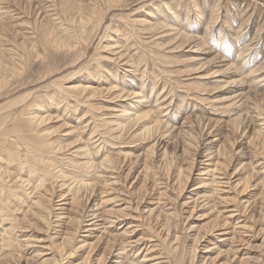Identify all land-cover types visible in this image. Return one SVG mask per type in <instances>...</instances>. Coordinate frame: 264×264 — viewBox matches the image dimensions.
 Returning <instances> with one entry per match:
<instances>
[{
    "label": "bare ground",
    "instance_id": "bare-ground-1",
    "mask_svg": "<svg viewBox=\"0 0 264 264\" xmlns=\"http://www.w3.org/2000/svg\"><path fill=\"white\" fill-rule=\"evenodd\" d=\"M147 1H149V0H140L139 1L140 4L138 6H136V8H134L135 10L137 9L135 14H139L142 12V10L145 6V3H149ZM104 3L105 4L101 7L94 6V7L84 8L82 6H79L78 9L73 8V9H75V11L77 10V16H75V20H76L75 25L78 24L79 27L78 26L77 27L81 31L79 32L77 30V32H73L71 34L67 33V35H65L66 37H69V39L67 41L65 40L63 42L58 36H57V38L55 37V39H52V37L55 36V35H53L55 29L54 30L51 29V31H50V27L48 28V35L46 37L44 36V41H45L44 45L48 46L54 50L60 51L61 50L60 45L67 42L66 44L69 43L68 44L69 46L67 47V51L69 52V55L70 56H76L74 61H73L74 62L72 65L73 67L72 68L69 67L70 68L69 71L65 75L62 74L63 75L62 78L65 79V77H66V78H68L67 79L68 81H72L76 77H79V74L82 75L81 72L84 70L83 69L84 67L82 69H78V65H80L82 63V61L85 60V58L87 56L86 53L90 52V46L94 42L95 36L96 37L98 36V32L101 31V29L103 27H105L104 28V34H101L103 36L100 35L101 36L100 40H102L104 37L110 38L111 35H113L112 34L113 31H114V34H117V35L119 34V28H118L119 26L117 24V21L123 20V17H122V14H115L117 11H114V9L123 6L124 2H123V0H107V1L105 0ZM156 3H159V2L157 1ZM76 4H78V2ZM71 6H73V5H71ZM165 6H166V4H165ZM149 8H150V6H149ZM167 8H171V7L167 6ZM167 11H169V10H167ZM217 11H218V9H216L215 13ZM4 12L7 13V11H4L3 7L0 5V16ZM148 12H149L150 17H155L156 19H154V20L151 19L149 21L147 19H139V17L138 18L136 17V19L134 18L136 25L132 26V28L129 27L132 30V35L134 36V39L132 41L135 45L141 44L143 42V40H146L144 42L145 44H146V42L149 43V46L145 47V50L142 48L144 50L143 54H145L144 60H149L150 59L149 55L151 53V54H153L151 56V59H152V57L155 58V60L158 59L157 61L160 62V64H162L163 62H161V60L163 61V59L165 57H167V58H169L170 63H176V64H174V66H170L171 67L170 69L169 68H167V69H169V72L171 70L172 74L176 73L179 76V73H185L186 70L183 69L182 63L180 62L181 55H178V54L182 53V55H188V53H184L185 52L184 50L183 51H177V50L181 47H184V46L190 47V49L186 51V52H189V54H190L189 58L192 60V62L198 60L196 63L193 64V66L191 65L190 67L194 68L195 70H200V72H199V75L195 78V80H193V79L188 80L192 83L191 84L189 82V84H191V85H189L191 87V89H189V87H188V89L191 92H192V90H194V92L197 93V95H198L195 98L200 99L202 103H205V101H207V104H209L211 106V107H209V105L205 104L207 109H209L207 111H210V109H211L214 112V114H219V115L217 117L206 116V115H202L201 111H200L201 112L200 115H202V116L196 115L195 113H194L195 115H192L189 113V115L187 114V116L185 115L186 116L185 118L181 119L180 125L176 126V124H178V123H176L175 121H177L176 119H179V117H176V119H174V122L172 120V123H171V120L167 119L168 116H160V113L163 110V108L160 105H158L159 109L157 110L156 105H155V107H153L149 103L150 101L148 99H146V98H148L147 91L144 89L146 82H143L142 85H139V86H141L142 91L141 90L138 91L139 89L137 87H136L137 89H135L134 91H131V90L130 91L129 90L123 91L126 88V85H125L126 83H123L125 85V88L123 87V89H122L123 85H121L120 90H119V88H117V89L115 88V86H117L118 84L115 86L108 85L106 87H103L101 93H97L94 88L90 89L89 86L80 85V84L75 85V87H72L71 89H69L70 91L68 90V92L74 93V95H72V96L74 97L75 102H79L80 105H81V103H83V104L86 103L84 101V99L87 100L88 97L89 98H91V97L95 98V100H100V101H97V103L102 102L103 99H104V101H105V99H107L106 100L107 102L108 101L110 102V100H114L112 102H115V104H116L115 106L114 105L112 106L114 108H111V110H109L112 114L111 115L112 117L110 116V114L108 115V117L110 116L111 119H108L105 117L107 120H102V121H105L104 122L105 124H107V122H111L112 126H110V125H109L110 127L106 126L105 128H107V129L105 131H101L97 128L99 131H101L98 133V135H99L98 138H99V140L102 139L100 147L101 148L104 147V150L101 152V148H98L99 151L97 152V156L95 158L94 157L92 158V156H91L92 152H90L89 149H87L89 147L85 148V143H87V141H84L85 139L82 140V138L81 139L79 138V136H81L80 133H78L79 135L77 136V134L75 133V128H73V126L71 127V126L62 124L63 126L60 125L59 127H56V129H52V131L48 130V129H51V127L53 126V125L48 126V125H50L49 123L54 121L55 118L57 119V117L52 118L51 116L48 115V113L45 114V112L43 111V107L46 106V104H45L46 100H45V102L41 101V103L38 104L36 107H35V105H33L34 107H32V109H31V100L29 97L31 94L30 93L31 91H29V93H26L24 95V97L20 96L21 97V98L19 97L20 99L18 98V99L9 100L5 104L0 105V227L3 226L2 229L0 228V230H1L0 231V264H105L107 258H105L104 255L98 257L96 262H93L90 252L88 253V255L85 258L83 257L84 260L82 262L77 263L75 261L77 259V256H78V252H79L78 249L84 247V244H83L84 240H82L83 242L80 244L81 245L80 247H78V245L76 246V243H75V242H77L76 240L78 239V236H79L77 234L80 232V229L83 228L81 224L84 221H88V222H91L90 223L91 226L96 227L97 225H99V224H97V222L101 221L99 219L104 218V217H106V222H102V223L103 224L106 223V226H105V224L104 225L102 224L103 227H101L100 230L103 228V231H101V233L99 235H96L97 241L95 243V246H97L99 243L107 244L106 249H108L110 251L109 254H113L115 256L114 258L121 259V263H118V264H140L136 260H134V259L131 260L128 257V253H130L131 251L133 252L135 249L137 250V245H134L135 243H133L132 240H130V238H129L130 241H127L126 243L118 244L119 242H116V237H115V236L118 237V235L111 233L109 226L110 225L112 226L115 224H120V223L124 222L125 220L127 221V219H129V216L133 215L132 213L137 212L139 210V206H141V205H145V207H148L149 205H146L145 203H146V201L149 200V196L152 197L151 194H154V193H152V191H154L156 193L157 190L159 189L158 190V192L160 191L159 194L161 196L165 195L164 193H167L168 190H164V189L161 190V189L165 188L162 186H164L163 185L164 182L168 183V181L170 180V177H173L172 179H174L172 182L173 183L172 185L173 186L176 185L175 187H172V188H174V190L177 191V193H178L177 196L180 197L186 189L187 179H188V177H190V175L193 171V168L195 166V161H196L195 158H196L197 150L199 149L202 137H204V141H206V140H209V137L211 136L213 130H215L214 131L215 137L218 136L221 132L227 131L228 132L227 133L228 139L232 138V142H230L232 144L229 143L230 145H233V143L235 141L238 142L239 138H241V139L245 138V139H247L246 143H240L241 147L243 145H245L246 148L249 147L250 149H252V147L254 148L255 146H262L263 150H264V139H261V137L264 138V108L263 109L261 108V107H263L262 103L264 101V93H262V92L259 93V92L255 91V92H257L255 97H251L250 92H249L250 89L249 88L247 89L249 84L251 86H252V84H254L256 78L250 79L253 77L249 78L248 76L246 77L245 75H242L244 72L243 71L244 68H242L243 64L241 62H236L231 57L227 58V54L225 55L223 53L224 54L223 55L220 52H215L216 51L215 48L207 45L205 42L206 40H203L201 36H197L196 32H194V31L191 32V30L184 31L185 29L188 28V26H190L189 25L190 21L187 20L185 22L186 24H185L184 28H180V27L178 28V27H176L175 23L171 24V23H169V21H166L165 17H163V15L162 16L158 15L160 12L164 13L165 10H160V8L157 5L154 6V10L152 8V9H149ZM171 13L174 15V17H177V14H175L174 11H171ZM107 17L110 18L109 24H106L107 23ZM147 17L149 18V16H147ZM127 19H129V18H127ZM111 21L113 22V25H111V23H110ZM123 22H128V20H124ZM67 23H69V21ZM138 23L140 24L139 26L137 25ZM54 24L58 25V23H56V22H54ZM54 24H53V26H54ZM71 24L69 23V25H71ZM61 25L63 26L62 23H61ZM186 25H187V27H186ZM190 27H192V26H190ZM74 29H76V28H74ZM120 32H121V30H120ZM129 34H130L129 32H128V34H122V36H124L123 39L125 42H127L129 40ZM163 34L169 35L170 38L168 41L157 39V37H162L161 35H163ZM113 38H114V36H113ZM50 39H52V40H50ZM119 40H121V39H119ZM121 41H123V40H121ZM170 41H173L174 43L170 44L169 43ZM66 44H65V46H66ZM120 44H121V42H120ZM209 44H211V43H209ZM31 45H32L31 46L32 47L31 51H32L33 47L36 46V41H32ZM93 45H94V43H93ZM95 46H97V43H95ZM103 47L104 46H102V48ZM50 48H49V50H50ZM105 48H106V45H105ZM139 48H141V47H139ZM62 49H65V48H62ZM192 49H194V50H192ZM46 50H45V52H46ZM111 50H112V48H111ZM100 51L102 52L101 49H100ZM224 52L227 53L226 51H224ZM3 53L4 52H2L1 54L3 55ZM111 53L113 54L114 51ZM113 55H112V58H114ZM124 55L127 57L129 56V58H127V57L125 58ZM130 55L131 54H129V55L125 54V52H120V57H122V58H118V59H120L119 61H122V62L125 61V63L131 62V61H133V59H136L135 55H132V56H130ZM201 56H203V57L201 58ZM88 58H89V56H88ZM96 58H98V57H96ZM99 58H101V57H99ZM165 61L166 60L164 59V62ZM94 62L91 64L92 66H93V64H95ZM155 62H153V63H155ZM118 63H120V62H118ZM165 63H167V61ZM101 64H102V62H101ZM98 65H100V64L98 63ZM165 65H164V71L166 72L168 70L165 69V67H166ZM138 66H139V64H138ZM118 67H121V66L118 65ZM145 67L148 68V63H147V65H145ZM156 67H158V66H156ZM104 68H106V67H104ZM158 68H157V71H158ZM91 69L89 68L88 70H90V72H91L92 71ZM99 69H102V67ZM106 69H105V71L108 70V69L107 70ZM202 69L204 70V72L201 71ZM247 69H249V68H247ZM132 70H133V68H132ZM206 70H208V71H206ZM256 70L257 69H255V70L253 69V72H255ZM115 71L116 70H111L108 73L100 72L101 73L100 76L102 79H104L103 77H108L105 80H110V79L114 78V76H111V77H109V76L114 74ZM137 71H138V69H137ZM162 71L160 70L159 73H162ZM164 71H163V75L166 74V73L164 74ZM51 72H53V71H51ZM127 72H129V71H127ZM21 73H22V68H19L16 65L7 67V65H5L3 63L2 58L0 57V96L3 94L8 95V94L16 91L17 87H12V86L16 82L15 79H17L18 76L19 77L21 76ZM135 73H137V72H135ZM171 73H169V74H171ZM127 74H126V76H129ZM137 74H139V73H137ZM145 74H146V69L139 76L143 79ZM251 74L252 73H250L249 75H251ZM39 75H41V74H39ZM45 75H43V76H45ZM167 75H168V73H167ZM186 75H190V74H186ZM46 76H50V75H46ZM254 76H256V75H254ZM261 77L262 76L260 75V78ZM22 78H20V80ZM125 78H127V77H125ZM260 78H258V79L262 80ZM262 78H264V76ZM54 79H56V77H54ZM248 79H250V82ZM258 79H257V81H258ZM113 80H115V79H113ZM126 80H128V78ZM201 80H206V81L202 82ZM74 81H76V80H74ZM74 81H72V82H74ZM23 83H24V81H23ZM59 83H61V81ZM246 83L248 85L245 87ZM110 84H112V83H110ZM128 84H129V82H128ZM258 84H257V86H258ZM259 85H262V83ZM69 87H70V84H69ZM4 89H5V91L3 92ZM37 89H40V88H37ZM66 89H67V87H66ZM156 90H158V89L156 88ZM215 90H225V92H227L229 94V96L223 97L224 93L221 96L220 95L219 96L213 95V94H215V92L214 93H212V92ZM49 91H51V90L49 89ZM49 91L47 90V92H49ZM80 91L83 94L86 92L85 93L86 95H82V93ZM184 91L186 92V89H184ZM190 91H188V92H190ZM150 93H152V92H150ZM33 94L35 95V93H33ZM87 94H88V96H87ZM38 96H40V95H38ZM50 96H47V97H50ZM61 96H62V94H61ZM69 96L67 95V97H69ZM38 98L36 97L35 100H32V104H34L33 101L35 103H38V100H40V98L39 99ZM43 98H44V96H43ZM59 98H61V97H59ZM50 99L56 100V99H53V96L50 97ZM179 99H180V97H179ZM80 100H83V101H80ZM94 101L90 100L91 103ZM157 101H159V100H156L155 102H157ZM198 101L196 100L197 103H198ZM252 102L255 106H257L256 108L252 107V104H251ZM104 103H106V102H104ZM184 103H185V101H184ZM202 103H200V104H202ZM111 104H114V103H110V106H111ZM172 104H174V103H172ZM102 105H104V104H102ZM52 106L54 107V104ZM198 106H200V105H198ZM81 107H82V105H81ZM90 107H92V106H90ZM94 107H96V105H94ZM94 107H92V108H94ZM161 108H162V110H161ZM170 108H171V105H169V107H167V109H165L166 115H168L170 112H172L170 110ZM215 108H217L218 110H214ZM71 109H73V108H71ZM200 109H201V107H200ZM49 110H46V111L48 112ZM197 110H198V108H197ZM109 111L108 112L106 111V113H110ZM192 111H193V109H192ZM212 111H211V113H213ZM208 113H207V115H208ZM226 113H229V114L231 113V115H229L231 117L228 120H225L222 118V116H223L222 114H226ZM95 114L96 113L94 112V115ZM74 115H75V113L73 114V116ZM90 115H91V113H90ZM92 115H93V113H92ZM92 115H91V117H93ZM101 115H102V113H101ZM88 116H87V118H88ZM63 117H64V115H63ZM102 117H103V115H102ZM62 121H64V120H62ZM64 122H66V121H64ZM88 122L91 123L90 121H88ZM80 123H82V122H80ZM77 124H79V123H77ZM94 124H96L95 120H94ZM95 126H97V125H94V128H95ZM53 127H55V126H53ZM220 129L222 131H220V133H216V130H220ZM131 130H132V132H130ZM195 130H196V132H195ZM247 130H248V133L245 134ZM159 131H160L159 139H161V141L160 140L157 141V139H158L157 136L154 137V134L158 133ZM197 131H199V132L197 133ZM76 132H78V131H76ZM87 132L89 133V131H87ZM126 132H128V133H126ZM95 133L97 134V132H95ZM200 133H201V135H200ZM229 133L231 135H228ZM72 136H76V137H72ZM130 136H131V139H129V140L138 139V140H141V142H143L144 144H145V142L146 143L151 142L150 139L152 137H154L153 138L154 143L152 145L148 146V148L150 147V149L147 150V152L144 155V156H146V158L142 159L144 161V163H142L144 165V168H143V176H142L143 179L141 177L142 180L140 179L141 183L139 182L140 186L137 189L139 197H135L136 192L134 190H132L134 185H131V184L128 185V181L130 179L128 180L127 177H128L129 173H127V174L125 173L124 177H121V173H120V170L123 167H125L127 165L129 167L132 164L131 155L133 154V152L128 153V152L124 151L125 149L123 150V148H124L123 145L124 144L127 145V143L130 142L129 140L126 139V137L130 138ZM205 137H207V138H205ZM125 140H127V141H125ZM170 141H172V142H170ZM138 143L139 142H137V144ZM171 143H174V145L171 146ZM119 144H122V146H120L118 149ZM156 144L163 146L162 147L163 152L160 155V159L163 161L161 163V167L159 166V168L156 167V165L152 164V160L150 162V159L154 155V146ZM208 144H210V145L207 146L206 150L209 152V154L205 155L204 158H206L207 156L211 157V155L214 156V158H217V157L221 158L222 157L223 161L221 160V162H224L225 164H227L226 162L229 163V161H231V159H232V156L235 158L236 155L238 154V156H239L238 158L241 159V161H239V163H241V168L240 167L239 168L241 170L247 169V172H249V180L252 181V178H254L255 180L258 181V179H260V172H262V171H263V175H262V178L260 179L259 183H261V181L264 180V166L256 168L253 165V163H254L253 161L259 159L257 157L259 155L255 156V152L257 154V151H258L257 149H256V151H254V156L252 153V157H251V154H250L251 151L249 150V152L247 153L248 154L247 157H244L246 154V152L244 151L245 147H243L239 153L235 150H232L233 148H231V146H228L225 144H222V145L219 144L220 146L218 147L217 144L213 143V140H211ZM86 145H88V144H86ZM177 145L180 146L181 153H177L175 150L171 149L173 146H175V148H176ZM133 146H134V144H133ZM68 153H70V156L67 158V161L69 160L70 163H68L67 161L65 162L67 155H69ZM75 155H77V157H75ZM82 155H83V158H82ZM79 156H80V158H78ZM157 156H158V154H157ZM261 156L262 155H260L259 157H261ZM238 158H237V160H238ZM248 158L251 159V161L247 162ZM210 160H212V158H210ZM133 164H134V162H133ZM215 164H216L215 166H216L217 171H219L221 169L220 168V161H216ZM231 164H232V162H231ZM258 166H260V165H258ZM230 167L232 168V166H230ZM160 168L162 169L161 171H160ZM225 169H227V168H225ZM258 169H262V170L260 171ZM214 170H215V168H214ZM199 171H201V170H199ZM217 171H214V172L216 173ZM226 172H228V170H226ZM223 173H225V172H223ZM229 174H230L229 175V177H230L231 173H229ZM236 174H238V173H236ZM103 175L105 176V178ZM205 175H207V174H205ZM238 175L241 177L240 174H238ZM217 176H219V175H217ZM199 177H200V175H199ZM207 177H209V176H207ZM227 178H228V176H227ZM203 179H205V178H203ZM249 180L247 182V185L249 183ZM255 180L252 182V186L258 185L255 183ZM242 181L244 183L245 180H243V178H242ZM99 182H100V184H102L101 187H99V185H100ZM200 182L204 183L205 181L204 182L200 181ZM121 183H122V185H121L122 187H126L127 189L129 188L131 190L130 192L127 190V192L131 193L132 195H129L128 193H126V191L121 190V188H117L118 184H121ZM209 183H211V182H209ZM221 183H222V181H221ZM262 184L264 185V181ZM200 185L202 186V184H200ZM209 185H212V184H209ZM247 185L246 186L244 185V187L246 188ZM114 186H115V188H113ZM249 187H250V185H249ZM212 188H214V187L212 186ZM215 189H219V188H216V186H215ZM113 190H115V192L117 191L115 196H113L110 193ZM203 190H205V188ZM215 191H214V194L216 195L218 192L215 193ZM168 194H170V193H168ZM214 194L211 192L209 197L212 195L215 196ZM85 195H86L87 199H89L91 197V195L94 196L93 205H92L93 210L92 209L90 210V211H93V213L92 214L89 213L90 215H87L86 211L82 212L83 202H82L80 197L85 196ZM201 195L202 194L200 193V196ZM204 196H206V195H204ZM168 198L170 200L172 199L171 196H168ZM177 198H176V200H177ZM203 198H205V197H203ZM203 198H201V199H203ZM218 198H220V197H218ZM225 198H227V197H225ZM158 199L159 198H157L155 200H158ZM220 200H222V198H220ZM163 201L165 202V200H163ZM132 202H133V204H132ZM206 202L209 205L210 201L206 200ZM230 202H232V201H230ZM220 203H222V201ZM262 203L263 204L260 207V211H261L260 217H262V221H263L264 220V188H263V192H262ZM124 205H126V206H124ZM179 205H181V204H179ZM208 205H205V206H208ZM225 205H226V203H225ZM243 206H244V204H243ZM117 207H119V208H117ZM151 207H152V205H151ZM181 207H183V206L181 205ZM212 207H216V205L213 204ZM253 208H255V206ZM215 209L216 208H214V210ZM248 209H250V208L247 207V210ZM148 210L151 211V213L149 215L153 216L152 212L155 211V207L152 208V210L151 209H148ZM144 211H146V210H144ZM220 211H221V209H220ZM139 212H141V211H139ZM193 212H194V208H192V210H191V215L193 214ZM221 213H222V211H221ZM221 213L217 211L216 218L214 217L215 221H213L215 223H214L213 227L211 226L212 228H210L209 231L204 230L203 227H200L201 232H199L196 235L195 240H194L195 241L194 252H193L194 257L192 258V260H190V264H194V262H195L194 261V259H196L195 253H196V250L198 249V244L200 241H203V240H205V238H207V239H209V242H210V240L215 239L216 235H218V234L225 235V232L222 231L223 229L221 230V228H218V226H219L218 223H219ZM136 214L137 215H135V216H139L145 220L144 216H141L140 213L139 214L136 213ZM254 214L255 213H252L253 217L255 218ZM191 215L189 216V219L191 218ZM256 215H257V213H256ZM88 216H92V218L89 220H85V218ZM159 216H160V214H158V217ZM154 217H155V215H154ZM107 218L111 219L112 224H108V223H110L109 221L107 223ZM163 218H164L165 223H164L162 228L164 230L163 232L166 235V237L165 238L163 237V239L159 238L160 239L159 243H164L165 241H167V242H166L165 248H164L165 249V252H164L165 257H162L163 260L161 259V262L158 260L160 263H157V264H188V262L185 260V258H186V255L189 254V251H187V250L184 251V249H182V246H181L182 239L180 237L181 235H179L178 233L176 234V236H175V234L172 235L173 230L171 231V228L173 229V224L175 222V221H173V217L167 213L166 215H164ZM254 218H252V219H254ZM102 220H104V219H102ZM224 220H226V219H224ZM258 220L256 221V223L258 222ZM154 222L155 221H153V223ZM211 225H212V223H211ZM225 225H226V223H225ZM258 227H257V229H258ZM130 229H132V228L131 227L127 228L126 231H123V234L125 236H129L128 235L129 232H135V231L130 230ZM52 231H53V233H52ZM88 231H90V230H88ZM255 231H257V230H255ZM97 232H98V230H97ZM234 232H236V231H234ZM118 234H119V232H118ZM131 234H133V233H131ZM164 234H163V236H164ZM254 234H256V233H254ZM169 236H170V241L168 240ZM160 237L162 238L161 235H160ZM174 237H175V239H174ZM250 238H252V237H250ZM233 239H235V238L233 237L232 240ZM227 240H229V239H227ZM227 240H223V241L227 242ZM79 241H81V239ZM230 241L231 240H229V242ZM243 241H245V240H243ZM155 242H157V241H155ZM235 242H233V243H235ZM240 243H241V241H240ZM148 244H150V243H148ZM226 245H227V243H226ZM246 245H248V244H246ZM212 247L211 246L206 247V248H210V249H207L206 251H210ZM230 247H232V246H230ZM230 247L226 250H223V249L222 250L220 249V251L218 250L219 252L217 253V255L215 254L216 256H214V257H212V255H210V254H209V256H206V257H208L207 261H210L209 264H262L261 263V261H262L261 256H263V255L259 256L256 254L260 253V250L262 248L264 249V244H260V245H258V244L254 245L253 244L247 248V250H246L247 253H249L250 251H253V253H256L252 257H249L250 254H247V253H246L247 255L244 254L241 257L239 255V252H240L239 248L236 249V247H232V248H230ZM129 248H131V249H129ZM213 249H214V247H213ZM129 250H130V252H129ZM137 251H139V250H137ZM256 256H258V257H256ZM206 257H205L204 261L201 262L202 264H207V261L205 262ZM147 258L149 259L150 257H147ZM155 261H157V260H155Z\"/></svg>",
    "mask_w": 264,
    "mask_h": 264
},
{
    "label": "rangeland",
    "instance_id": "rangeland-1",
    "mask_svg": "<svg viewBox=\"0 0 264 264\" xmlns=\"http://www.w3.org/2000/svg\"><path fill=\"white\" fill-rule=\"evenodd\" d=\"M76 1L78 2V4H76L77 3ZM139 1L140 0H123L124 5L119 7V8L114 9V11H117L115 14H122V17H123V20L117 21V24L119 26L118 28H119V34L120 35L118 34L119 35L118 36L117 34H114V31L113 32L111 31L113 34L110 37L111 39L109 37H104L102 40H100V37L103 36L101 34H104V28L105 27H103L101 29V31L98 32V36L97 37L95 36V40L93 42L94 45L92 43V45L90 46V52L86 53L87 59L85 58V60L82 61V63L80 65H78V69H82L84 67L83 68L84 70L81 72L82 75L79 74V77H76L77 79L76 78L74 79L76 81L72 80V81H74V82H72V81H68L67 80L68 78H66V77H65V79L62 78V76L65 75L69 71V69L73 67L72 66L74 63L73 61L76 57V56H70L69 55V52L67 51V47L69 46L68 45L69 43L66 44L67 43L66 42V43L60 45L61 47L59 46L62 51L61 50L60 51L54 50V49L44 45V43H45L44 36L46 37L48 35V28L50 27V31H51V29L52 30L55 29L54 34H53L55 36H53L52 39H55V37L57 38V36H58L63 42L65 40L67 41L69 39V37L65 36V35H67V33L71 34L73 32H77V30L79 32L81 31L78 28L79 25L78 24L75 25L76 24L75 23V21H76L75 16H77V10L75 11V9H78L79 6H82L84 8L94 7V6L101 7L105 4L104 3L105 0H0V5L3 7V10L7 11V13L4 12L0 16V57L2 58L3 63L5 65H7V67L16 65L17 67L22 68L21 76L20 77L18 76L19 79L18 78L15 79L16 82L12 86V87H17L16 91H14L8 95H5V94L1 95L0 96V105L5 104L9 100L18 99L20 96L24 97V95L26 93H29V91H31L30 92L31 94L29 96L30 100H31V109H32V107H34L33 105H35V107H36L38 104L41 103V101L45 102V100H46V102H45L46 106L43 107V111L45 112V114L48 113V115L51 116L52 118L57 117V119L55 118L56 121L54 120V121H52L53 123L50 122L49 123L50 125H48V126L53 125L55 127L52 126L53 128L51 127V129H48V130L52 131V129H56V127H59L62 124H65V125H68L71 127L73 126V128H75V133L77 134V136L79 135L78 133H80L81 136H79V138L80 139L82 138V140L85 139L84 141H87V143H85V148L89 147L87 149H89V151L92 152L91 153L92 158L93 157L95 158L97 156V152L99 151L98 148H101L100 144L102 142V139L99 140L98 133L101 131H105L107 129V128H105L106 126L107 127L112 126L111 122H107V124H105L104 123L105 121H102V120H107L106 118L111 119L110 116L112 114L109 110H111V108H114L112 106L113 105L115 106L116 104H115V102H112L114 100H110V102L109 101L107 102L106 101L107 99H105V101L103 99L102 102L97 103V101H100V100H95V98H92V97L89 98L88 97L87 100L84 99V101L86 102L84 104L86 106L83 103H81V105H82V107H81L79 102H75V99L72 96V95H74V93L68 92L69 89H71L72 87H75V85H78V84L89 86L90 89L94 88L97 93H101L103 87H106L108 85L115 86L117 84L119 86L117 85L118 87L115 86V88L116 89L119 88V90L121 89V85H123L122 89H123V87L125 88V85H126V88L123 91H126V90L134 91L137 88L139 89L138 91H140V90L142 91V88L139 85H142L143 82H146L145 88H144L148 94V98H146V99H148L150 101L149 103L153 107H155V105H156L157 110L159 109L158 105H160L163 108V110L161 108L162 111L160 113V116H168L167 119L171 120V123H172V120L174 122V119H176V117H179V119H176L177 121H175L176 123H178V124H176V126L177 125L179 126L181 119L185 118L187 116V114L189 115V113L192 115H195V114L200 115V113L202 112L201 113L202 115L217 117L219 114H214V112L211 109H210V111H207V110H209L205 106V104H207V101H205V103H202L200 99L195 98L198 96L197 93H195L194 90H192V92L189 90V89H191V87L189 85H191L192 83L188 80H191V79L195 80V78L199 75V72H200V70H195L194 68L190 67L191 65L193 66V64L198 61L197 60V61L192 62V60L189 58L190 54H189V52H186V51L189 50L190 47L184 46V47H181L177 50V51H183L184 50L185 51L184 53H188V55H182V53L178 54V55H181L180 62L182 63L183 69L186 70L185 73H179V76H178V74H176V73L172 74L171 70L169 72V69L171 68L170 66H174V64H176V63H170L169 58H167V57H165L164 59L167 61L168 64L165 63L166 61L164 62V59H163V61L161 60V62H163L162 64H160V62L157 61L158 59L155 60V58H153V57L151 59V56L153 55L151 53L149 55L150 59L144 60L145 54H143V52L145 50V47L149 46L148 42H146V44L144 43L146 40H143V42L141 44H138V45H135L133 43L132 40L134 39V36L132 35L131 28H132V26L136 25V22H135L136 17L137 18L139 17V19H147L149 21L151 19L152 20L156 19L155 17H150L149 12H148L149 9L153 8V10H154V6H156V5L160 8V10H165L164 13L160 12L158 15L159 16L163 15V17H165L166 21H169V23H171V24L175 23L176 27H178V28L179 27L184 28V26L186 24L185 22L187 20L190 21L189 25L192 27L188 26V28L185 29L184 31L191 30V32L192 31L196 32L197 36H201L203 40H206L205 42L207 45L215 48V50H216L215 52H220L222 54L224 53L225 55L227 54V58L231 57L234 59V61L241 62L243 64L242 68H244L243 69L244 72L242 75H245L246 77L248 76L249 78L253 77L250 79L256 78L255 82H254V84H252V86L250 84L248 85L247 83L245 84V87L248 85L247 89L248 88L250 89L249 92H250L251 97H255L257 92L264 93V78H262L264 76V0H168V1L167 0H153V1L149 0V1H147L149 3H145V6H144L142 12L139 14H135L137 9L135 10L134 8H136V6H138L140 4ZM157 1L159 3H156ZM165 4H166V6H165ZM71 5H73V6L75 5V6L73 7ZM149 6H150V8H149ZM167 6L171 7V8H167ZM73 8H75V9H73ZM216 9H218V11L215 13ZM167 10H169V11H167ZM171 11H174L175 14H177V17H174V15L171 13ZM146 15L149 16V18ZM109 17H107V23L106 24H109V20L111 18V17L110 18ZM127 18H129V19H127ZM124 20H128V22H123ZM68 21L70 24L71 23L72 24L69 25V23H67ZM54 22L58 23V25L57 24L55 25ZM61 23L63 24V26L61 25ZM110 23H111V25H113L112 21ZM53 24H54V26H53ZM137 25L139 26L140 24L138 23ZM44 26L45 27L47 26V27L45 28ZM129 27H131V28H129ZM186 27H187V25H186ZM74 28H76V29H74ZM120 30H121V32H120ZM128 32L130 33L129 34V40L127 42H125L123 39L124 36H122V34H128ZM113 36H114V38H113ZM161 36L162 37H157V39L168 41L170 38L169 35H167V34H163ZM52 39H50V40H52ZM119 39H121L123 41H121ZM32 41H36V46H34L35 48L33 47V50H32L33 52L31 51ZM120 42H121V44H120ZM95 43H97V46H95ZM169 43L172 44L174 42L170 41ZM209 43H211V44H209ZM65 44H66V46H65ZM105 45H106V48H105ZM102 46H104V47L102 48ZM139 47H141V48H139ZM49 48H50V50H49ZM62 48H65V49H62ZM111 48H112V50H111ZM100 49L102 50V52L100 51ZM45 50H46V52H45ZM192 50H194V49H192ZM113 51H114V53H113L114 55L111 53ZM224 51H226L227 53H225ZM2 52H4L3 55L1 54ZM120 52H125V54H127V55L131 54L130 56L135 55L136 59H133V61L128 62V63H125V61H123V62L119 61L120 59H118V58H122V57H120ZM112 55L114 58H112ZM32 56L33 57L35 56V57L33 58ZM88 56H89V58H88ZM96 57H98V58H96ZM99 57H101V58H99ZM124 57L126 58L127 56L124 55ZM202 57L203 56H201V58ZM127 58H129V56ZM99 60L102 62V64ZM151 60L155 63H153ZM93 62L95 64H93V66H92L91 64ZM118 62H120V63H118ZM98 63L100 65H98ZM147 63H148V68L145 67V65H147ZM138 64H139V66H138ZM154 64L156 66H158L160 69L158 67H156ZM118 65H120L121 67H118ZM164 65L166 66L165 69L169 68V69H167L168 71H166V72L164 71ZM101 67L103 70L99 69ZM104 67H106L109 71L116 70L114 74L109 76V77L114 76V78H112L110 80H105L108 77H103L104 79L101 78L100 72L103 73L105 71L106 68H104ZM89 68L90 69L92 68L91 72H90V70H88ZM132 68H133V70H132ZM157 68H158V71H157ZM247 68H249V69H247ZM252 68L254 70L255 69H257V70L255 72H253ZM137 69H138V71H137ZM145 69H146V74H145L144 78L142 79L139 75L142 74V72ZM108 70L105 71L104 73H108L109 72ZM160 70L161 71L163 70L164 74L165 73L166 74L163 75V71H162V73H159ZM51 71H53V72H51ZM127 71H129V72H127ZM201 71L204 72L203 69ZM206 71H208V70H206ZM135 72H137L139 74H137ZM167 73H168V75H167ZM169 73H171L173 76L174 75L175 76L173 77ZM250 73H252L251 74L252 76L249 75ZM39 74H41V75H39ZM45 74L50 75V76H46ZM126 74L129 76H126ZM186 74H190V75H186ZM253 74L256 76H254ZM43 75H45V76H43ZM260 75L262 76L261 78H260ZM124 76L127 77L128 80H126L127 78H125ZM54 77H56V79H54ZM20 78H22V79L20 80ZM258 78H260L262 80H259ZM113 79H115V80H113ZM250 79H248L249 82H250ZM257 79H258V81H257ZM23 81H24V83H23ZM60 81H61V83H59ZM168 81L169 82L171 81V82L169 83ZM201 81L205 82L206 80H201ZM128 82H129V84H128ZM189 82L191 84H189ZM257 82L259 84L262 83V85H259ZM110 83H112V84H110ZM123 83H126V84L124 85ZM69 84H70V87H69ZM257 84H258V86H257ZM66 87H67V89H66ZM188 87H189V89H188ZM37 88H40V89H37ZM156 88L158 90H156ZM49 89L51 91H49ZM184 89H186V92L184 91ZM47 90L49 92H47ZM4 91H5V89L3 90V92ZM188 91H190V92H188ZM255 91H257V92H255ZM150 92H152V93H150ZM214 92H215V94H213V95H216V96H219V95L221 96L223 93H224L223 97L229 96V94L227 92H225V90H215L212 93H214ZM33 93H35V95ZM85 93L84 94L82 93V95H86ZM49 94L50 95L52 94V95L50 96ZM61 94H62V96H61ZM66 94L68 96L70 94L71 95L69 97H67ZM38 95H40V96H38ZM43 96H44V98H43ZM47 96H50V97L53 96V99H56V100H52V99H50V97H47ZM87 96H88V94H87ZM36 97L37 98L39 97L40 100H38L39 99L38 98L37 99L38 103H35L33 101L34 104H32V100H35ZM59 97H61V98H59ZM179 97H180V99H179ZM90 100L91 101L95 100V101L92 102L93 103L92 104L90 102ZM156 100H159V101L155 102ZM196 100L197 101L199 100L200 102L198 101V103H197ZM80 101H83V100H80ZM184 101H185V103H184ZM104 102H106V103H104ZM110 103H114V104H111V106H110ZM172 103H174V104H172ZM200 103H202V104H200ZM53 104H54V107L52 106ZM102 104H104V105H102ZM251 104H252L253 108L257 107L253 104V102ZM262 104H263V107H261V108L263 109L264 108V101ZM89 105L92 107H94V105H96V107L92 108ZM169 105H171L172 109L170 108V110L172 112H170L168 115H166L165 109H167V107H169ZM198 105H200V106H198ZM207 105H209V104H207ZM200 107H201V109H200ZM209 107H211V106L209 105ZM71 108H73V109H71ZM197 108H198V110L199 109L200 110L198 111ZM192 109H193V111H192ZM46 110H49V111L47 112ZM214 110H218V109L215 108ZM106 111L107 112L109 111L110 113H106ZM211 111L213 113H211ZM73 112L75 113L74 116H73V114H74ZM94 112L96 113L95 115H94ZM90 113H91V115L93 113V115H92L93 117H91ZM101 113H102L103 117H102ZM207 113H208V115H207ZM109 114H110V116L108 117ZM63 115H64V117H63ZM202 115H200V116H202ZM222 115H223L222 118L225 120H228L231 117V116H229V115H231V113L230 114L226 113V114H222ZM87 116H88V118L89 117L90 118L88 119ZM62 120L66 121V122H64ZM94 120H95L96 124H94ZM88 121H90L92 124L89 123ZM80 122H82V123H80ZM77 123H79V124H77ZM94 125H97V126H95L96 129L94 128ZM97 128L101 131H99ZM248 130L246 131L245 134L248 133ZM76 131H78V132H76ZM87 131H89V133ZM214 131L215 130H213L211 136L209 137V140L204 141V137L201 138V143H200L199 149L197 150V155L195 158L196 159L195 166L193 168V171H192L190 177H188V179H187L186 189L180 197L177 196L178 195L177 191L174 190V188H172V187H175L176 185H174V186L172 185L173 184L172 182L174 179H172L173 177H170V180L168 181L169 184L164 182V184H163L164 186H162V187H165V188L161 189V190H163V189L168 190L167 193H164L165 195L161 196L159 194L160 191L158 192L159 189L157 190L156 193L154 191H152V193H154L155 195L151 194L152 197L149 196V200L146 201L145 204L149 205L148 207H145V205H141V206H139V210L135 213H132L133 215L129 216V219H127V221L125 220L124 222H122L120 224H115V225L109 226L110 232L118 235V237L115 236L116 242H119L118 244L126 243L127 241L132 240V242L135 243L134 245H137V250H139V251H137L135 249L133 252L132 251L130 252V250H129L130 253H128V257L131 260L134 259L137 262H139L140 264H157V263L161 262L162 257H165L164 256L165 255L164 254V252H165L164 248H165V244L167 241H165L164 243H159V240L163 239V237L164 238L166 237V235L163 232L164 230L162 227L165 223L163 217L167 213L169 215H171L173 217V221H175L173 224V229L171 228V231L173 230L172 235L175 234V236H176L177 233L179 235H181L180 237L182 239V241H181L182 249H184V251L185 250L189 251L190 255L187 254L186 258H185V260L188 262V264H190V260H192V258L194 257V255H193L194 245H195L194 240H195L196 235L199 232H201L200 227H203L204 230L209 231V229L212 228L214 223H215L213 221H215L217 211L220 213L222 211V213L220 215L219 223H218V225H219L218 228H221V230L223 229L222 231L225 232V235L218 234V235H216L215 239H211L212 241L210 240V242H209V239H207V238H205V240H203V241H200L199 242L200 245L198 244L199 250L197 249L198 251L196 250V253H195L196 259H194V261H195L194 264H196L198 261L199 262L197 264H200L202 261H204L206 256H209V254L212 255V257H214L217 255V253L220 251V249L226 250L230 246L236 247V249L239 248L240 249L239 255L241 257L244 254L245 255L250 254L249 257H252L256 253H253V251H250L249 253H247L246 252L247 248L253 244L254 245L255 244H258V245L264 244V220L262 221V217H260V212H261L260 207L263 204L262 203V192H263V188H264V185L262 183L264 180L261 181V183H259L260 179L262 178L263 171L260 172V179H258V181L255 180L254 178H252V181H251V180H249V172H247V169H245V170L240 169L241 163H239V161H241V159L238 158L239 156L237 153H236L237 155L235 158L232 156V159H231V161H229V163L226 162L227 164H225L224 162H221V160L223 161L222 157L221 158H219V157L214 158V156L211 155V157L207 156L206 158H204L205 155L209 154V152L206 150L207 146L210 145L208 143L211 140H213V143L217 144L218 147L222 144H225V145L231 146V148H233L232 150H235L239 153H240L241 149L243 147H245L244 151L246 152V154L244 157H247V155H248L247 153L249 152V150L251 151L250 152L251 157H252V153L254 156V151H256V149H257L258 151H257V154L255 152V156L256 155H259V156L262 155V156L261 157L257 156L259 159L254 160L253 165H254V167L258 168V167L264 166V158H263L264 157V150H263V147L262 146H255L254 148L252 147V149H250L249 147L246 148L245 145H243L241 147L240 143H246L247 139H245V138H242V139L239 138L238 142L235 141L234 142L235 144L233 143V145H230V144H232V143H230V142H232V138L228 139V136H227L228 132L227 131H223L220 133V131H222L221 129L216 130V133H220L216 137L214 136V133H215ZM95 132H97V134ZM130 132H132V130ZM195 132H196V130H195ZM198 132L199 131H197V133ZM126 133H128V132H126ZM159 133H160V131L158 133L154 134V137L155 136L158 137L157 141L158 140L161 141V139H159ZM200 135H201V133H200ZM228 135H231V134L229 133ZM72 137H76V136H72ZM154 137H152L150 139L151 142H148V143L145 142V144L143 142H141V140H138V139H135V140L132 139L133 141L129 140V139H131V136H130V138L126 137V139L129 140L130 142L127 143V145L126 144L123 145L124 146L123 150L125 149L124 150L125 152H128V153L133 152V154L131 153L132 154L131 155L132 164L129 167H128V165L123 167L120 170V173H121V177H124L125 173L126 174L129 173L128 177H127L128 180L130 179L128 181V185L129 184L134 185L132 190H134L136 192V195L134 194L135 197H139L137 189L140 186L139 182L141 183L140 179L143 176L144 165L142 163H144V161L142 159L146 158V156H144V155L147 152V150L150 149V147L148 148V146H150L154 143L153 142ZM205 138H207V137H205ZM261 139H264V138L261 137ZM127 140H125V141H127ZM137 142H139V143L137 144ZM170 142H172V141H170ZM86 144H88V145H86ZM122 144L118 145V149L120 146H122ZM133 144H134V146H133ZM172 145H174V143H171V146ZM162 147H163L162 145L156 144L154 146V155L150 159V162L152 160V164L156 165V167H158V168H159V166L161 167V163L163 161L160 159V155L163 152ZM171 149L175 150L177 153H181V148L179 145H177L176 148H175V146H173ZM103 150H104V147L101 148V152ZM68 154L69 155H67L65 162L67 161V158L70 156V153H68ZM157 154L159 157L157 156ZM75 157H77V155H75ZM78 158H80V156ZM82 158H83V155H82ZM210 158H212V160H210ZM237 158H238V160H237ZM216 161H220V168H221L220 170L221 171L220 170L217 171L216 166H215ZM249 161H251V159L248 158L247 162H249ZM67 162L70 163L69 160ZM133 162H134V164H133ZM231 162L233 165L231 164ZM258 165H260V166H258ZM230 166H232V168ZM214 168H215V170H214ZM225 168H227V169H225ZM161 170L162 169L160 168V171ZM199 170H201V171H199ZM226 170H228V172H226ZM258 170L261 171L262 169H258ZM214 171H217V172L215 173ZM234 171L236 173L240 174L241 177L238 174H236ZM223 172H225V173H223ZM229 173H231L230 177H229V175H230ZM205 174H207V175H205ZM199 175L201 178L199 177ZM217 175H219V176H217ZM226 175L228 176V178ZM207 176H209V177H207ZM104 178H105V176H104ZM203 178H205V179H203ZM242 178H243V180H245L244 183L242 181ZM142 179H143V177H142ZM248 180H249V183L247 185ZM254 180H255V183L258 185L252 186V182ZM200 181H202V182L205 181L206 183L205 182L201 183ZM221 181H222V183H221ZM209 182H211V183H209ZM99 184H100V182H99ZM200 184H202V186ZM209 184H212V185H209ZM121 185H122V183L118 184L117 188H121V190L126 191V193H128L127 190L129 192L131 191L129 188L127 189L126 187H122ZM214 185L216 186V188H219V189H215ZM244 185L245 186L247 185V187L245 188ZM249 185H250V187H249ZM101 186H102V184L99 185V187H101ZM212 186L214 188H212ZM113 188H115V186ZM204 188H205V190H203ZM214 191H215V193L216 192H218V193L215 195ZM211 192L215 196L212 195L209 197ZM110 193L113 196H115L117 191L115 192V190H113ZM168 193H170V194H168ZM200 193L202 194L201 196H200ZM128 194L132 195L131 193H128ZM203 194L206 196H204ZM168 196H171L172 199L170 200L168 198ZM200 197L201 198L205 197V198H203L204 199L203 200ZM218 197L222 198V200H220V198H218ZM225 197H227V198H225ZM80 198L83 202L82 212L86 211L87 215L92 214L93 211H90V210L93 208L92 205H93L94 196L91 195V197L89 199L86 198V195L81 196ZM157 198H159V199L155 200ZM176 198H177V200H176ZM161 200L162 201L165 200V202L164 201L162 202ZM206 200L210 201L209 205L207 204ZM221 201H222V203H220ZM230 201H232V202H230ZM225 203H226V205H225ZM132 204H133V202H132ZM179 204H181L183 207H181V205H179ZM213 204H215L216 207H212ZM243 204H244V206H243ZM151 205H152V207H151ZM205 205H208V206H205ZM253 205L255 206V208H253L254 207ZM124 206H126V205H124ZM154 207H155V211L152 212L153 216H150L149 214L151 213V211L148 209L152 210V208H154ZM157 207L158 208L160 207V208L158 209ZM207 207L208 208L210 207V208L208 209ZM247 207L250 209L247 210ZM117 208H119V207H117ZM192 208H194V212L191 215ZM214 208H216V209L214 210ZM220 209H221V211H220ZM144 210H146V211H144ZM139 211H141V212H139ZM136 213H138V214L140 213L141 216H144L145 220L139 216H135V215H137ZM252 213H255L254 214L255 218L253 217ZM256 213H257V215H256ZM158 214H160L159 217H158ZM154 215H155V217H154ZM190 215H191V218L189 219ZM91 218H92V216H88L85 218V220H89ZM223 218L226 220H224ZM252 218H254V219H252ZM102 219H104V220H102ZM256 219L258 220L257 223H256V221H257ZM99 220H101V221L97 222V224H99V225H97L96 227L91 226L90 225L91 222H88V221H84L81 224L83 228H81L80 232L77 234L79 236H78V239L76 240L77 242H75V243H76V246L78 245V247L81 246L80 244L83 242L82 240H84L85 243L83 242L84 247L78 249V251H79L78 256H77V259L75 260L77 263L82 262L84 260L83 257L85 258L89 252L91 253V258H92L93 262H96L98 257L104 255V257L107 258L105 264L121 263V259L114 258L115 256L113 254H109L110 251L108 249H106L107 244L99 243L97 246H95V243L97 241L96 235H99L101 233V231H103V228L101 230H100V228L103 227L104 224L106 226V223H104V224L102 223V222H106V217L100 218ZM108 221L110 223H108ZM153 221H155L154 222L155 224L153 223ZM107 223L112 224L110 218L109 219L107 218ZM211 223H212V225H211ZM225 223H226V225H225ZM2 227H0V228L2 229ZM130 227L132 228L130 230H133L135 232H129V234H128L129 236H125L123 234V231H126V229L130 228ZM257 227H258V229H257ZM88 230H90V231H88ZM97 230H98V232H97ZM255 230H257V231H255ZM234 231H236V232H234ZM118 232H119V234H118ZM52 233H53V231H52ZM131 233H133V234H131ZM254 233H256V234H254ZM163 234H164V236H163ZM160 235L162 236V238L160 237ZM233 237L235 239L232 240ZM250 237H252L253 239ZM129 238H130V240H129ZM80 239H81V241H79ZM174 239H175V237H174ZM227 239H229L231 241L229 242V240H227ZM168 240L170 241V236H169ZM223 240H227V242L226 241L224 242ZM243 240H245V241H243ZM155 241H157V242H155ZM240 241H241V243H240ZM233 242H235V243H233ZM148 243H150V244H148ZM226 243H227V245H226ZM246 244H248L249 246ZM208 246H211V247L213 246L214 249L212 247L210 251H206L207 249H210V248H206ZM232 247H230V248H232ZM129 249H131V248H129ZM260 253H258L256 255H259V256L263 255V256H261L262 261L261 260L260 261L262 264H264V249L263 248L260 250ZM147 257H150V258L148 259ZM256 257H258V256H256ZM207 259H208V257H206L205 262L207 261ZM155 260H157V261H155ZM209 262L210 261H207V264H209Z\"/></svg>",
    "mask_w": 264,
    "mask_h": 264
}]
</instances>
